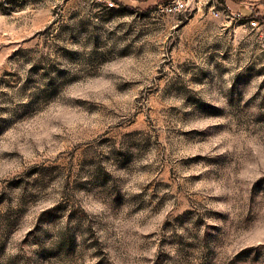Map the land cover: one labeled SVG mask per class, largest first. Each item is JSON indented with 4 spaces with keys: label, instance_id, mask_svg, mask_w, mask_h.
Listing matches in <instances>:
<instances>
[{
    "label": "rangeland",
    "instance_id": "rangeland-1",
    "mask_svg": "<svg viewBox=\"0 0 264 264\" xmlns=\"http://www.w3.org/2000/svg\"><path fill=\"white\" fill-rule=\"evenodd\" d=\"M114 1L0 0V264H264V0Z\"/></svg>",
    "mask_w": 264,
    "mask_h": 264
},
{
    "label": "built area",
    "instance_id": "built-area-1",
    "mask_svg": "<svg viewBox=\"0 0 264 264\" xmlns=\"http://www.w3.org/2000/svg\"><path fill=\"white\" fill-rule=\"evenodd\" d=\"M214 1L215 4L220 6V9H218L215 4L211 6L210 9L214 16L219 17L227 15L228 17L236 18V20L244 19V16H242L237 11H233L230 5L222 3L219 0ZM199 2L200 0H163L157 4L156 10L163 14H178L181 12L188 11L191 8H200V6H198ZM107 5L109 7H114L117 4L114 0H107ZM247 22L251 26V28L260 32H264V20L259 18L257 15L252 18H249Z\"/></svg>",
    "mask_w": 264,
    "mask_h": 264
},
{
    "label": "crops",
    "instance_id": "crops-1",
    "mask_svg": "<svg viewBox=\"0 0 264 264\" xmlns=\"http://www.w3.org/2000/svg\"><path fill=\"white\" fill-rule=\"evenodd\" d=\"M219 1L222 3H226V4L230 5V7L232 8L233 11H241L242 10L243 12H245L248 10L250 12V6H249L250 3H247L245 0H242V1H235V0L221 1V0H219Z\"/></svg>",
    "mask_w": 264,
    "mask_h": 264
},
{
    "label": "trees",
    "instance_id": "trees-1",
    "mask_svg": "<svg viewBox=\"0 0 264 264\" xmlns=\"http://www.w3.org/2000/svg\"><path fill=\"white\" fill-rule=\"evenodd\" d=\"M221 1H224V0H221ZM235 1H242V0H235ZM263 1V0H262ZM263 3H264V1H263Z\"/></svg>",
    "mask_w": 264,
    "mask_h": 264
}]
</instances>
